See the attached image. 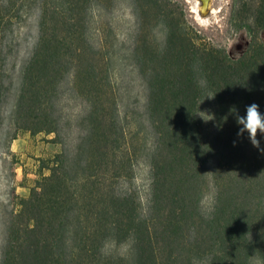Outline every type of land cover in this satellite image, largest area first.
Segmentation results:
<instances>
[{
  "label": "trees",
  "instance_id": "trees-1",
  "mask_svg": "<svg viewBox=\"0 0 264 264\" xmlns=\"http://www.w3.org/2000/svg\"><path fill=\"white\" fill-rule=\"evenodd\" d=\"M115 2L0 0L5 154L23 133L60 147L38 159L28 195L1 206L0 264H264V135L256 148L236 121L253 103L264 114V43L231 61L224 50L199 49L173 0H127L134 30L116 56L102 26L96 39L89 32L91 9L106 14ZM24 8L37 15L36 40L17 70L11 28ZM254 24L264 29V0ZM114 60L134 74L140 103L124 74L112 79ZM67 103L78 110L65 113ZM205 103L212 137L199 117ZM140 160L144 201L120 186ZM108 240L130 242V257L102 255Z\"/></svg>",
  "mask_w": 264,
  "mask_h": 264
},
{
  "label": "rangeland",
  "instance_id": "rangeland-1",
  "mask_svg": "<svg viewBox=\"0 0 264 264\" xmlns=\"http://www.w3.org/2000/svg\"><path fill=\"white\" fill-rule=\"evenodd\" d=\"M183 8L187 26L197 32L199 36V49L220 51L224 50L231 61L239 59L248 52L251 42H263L264 29L254 24V11L259 0H210L208 11L200 13L198 0H173ZM194 8V13L191 9ZM212 10H215L213 12ZM217 11V12H216ZM209 13V14H208ZM18 18L12 25V36L16 46L13 49V62L16 69L22 65L29 55L36 40L37 15L33 10L22 9ZM203 16V17H202ZM90 36L96 39L99 27L104 30L105 39L108 42L109 52L116 56L123 55L129 44V38L133 34V18L130 14L127 0H116L112 11L101 13L96 7L90 11ZM199 18L204 20L200 22ZM157 31L158 28H155ZM114 46L110 47V44ZM125 61L113 62V80L119 82L121 75L125 80H130L129 90L131 101H142V91L134 74L124 68ZM120 77V78H119ZM65 113L74 114L78 107L70 103L63 104ZM10 106L5 110L7 116ZM199 117L202 122L203 132L206 137H212L215 125L211 107L203 104L199 109ZM0 128V210L1 206L11 209L18 203L19 197H25L36 179L35 171L38 167V159H48L59 152V145L46 142L52 136L39 134L31 136L28 133L19 134L16 140L9 143L11 155L5 154L6 143L5 126ZM71 139V137H70ZM69 143V141L67 142ZM13 147V148H12ZM15 149V150H11ZM134 175L130 182H122L123 189H134L139 198L144 201L149 189L148 164L144 160L134 162ZM215 191L210 186L202 200V211L208 215L214 203ZM1 228V226H0ZM102 255L129 258L131 255V243L116 244L112 240L104 243L101 249ZM250 264H263L253 259Z\"/></svg>",
  "mask_w": 264,
  "mask_h": 264
},
{
  "label": "clouds",
  "instance_id": "clouds-1",
  "mask_svg": "<svg viewBox=\"0 0 264 264\" xmlns=\"http://www.w3.org/2000/svg\"><path fill=\"white\" fill-rule=\"evenodd\" d=\"M236 121L241 126L237 135L243 136L247 132L252 145L260 148V141L257 136L258 134L264 135V114L260 112L259 106L255 103L247 106L245 115H240L237 112Z\"/></svg>",
  "mask_w": 264,
  "mask_h": 264
},
{
  "label": "bare ground",
  "instance_id": "bare-ground-1",
  "mask_svg": "<svg viewBox=\"0 0 264 264\" xmlns=\"http://www.w3.org/2000/svg\"><path fill=\"white\" fill-rule=\"evenodd\" d=\"M198 1H199V10L202 9V13H205L206 11H208L207 8L209 7L210 0H198ZM212 11L215 12V10H212ZM199 21L202 22V23L204 22V20H202L201 18H199Z\"/></svg>",
  "mask_w": 264,
  "mask_h": 264
},
{
  "label": "water",
  "instance_id": "water-1",
  "mask_svg": "<svg viewBox=\"0 0 264 264\" xmlns=\"http://www.w3.org/2000/svg\"><path fill=\"white\" fill-rule=\"evenodd\" d=\"M198 9H199V7H198ZM192 11H191V13H194V8H192L191 9ZM200 13H202V9L201 10H198ZM263 42H264V34H263Z\"/></svg>",
  "mask_w": 264,
  "mask_h": 264
},
{
  "label": "crops",
  "instance_id": "crops-1",
  "mask_svg": "<svg viewBox=\"0 0 264 264\" xmlns=\"http://www.w3.org/2000/svg\"><path fill=\"white\" fill-rule=\"evenodd\" d=\"M13 148V147H12ZM11 150H15V149H11Z\"/></svg>",
  "mask_w": 264,
  "mask_h": 264
}]
</instances>
